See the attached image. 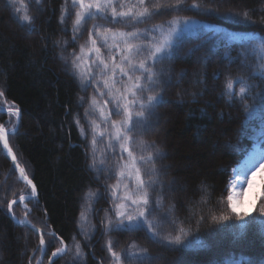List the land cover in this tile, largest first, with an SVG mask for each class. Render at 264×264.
Masks as SVG:
<instances>
[{
    "label": "trees",
    "instance_id": "trees-1",
    "mask_svg": "<svg viewBox=\"0 0 264 264\" xmlns=\"http://www.w3.org/2000/svg\"><path fill=\"white\" fill-rule=\"evenodd\" d=\"M64 3L65 0H42L40 4L36 0H0L7 9L0 11V91L7 102L21 110L17 132L10 134L9 142L37 187L38 198L27 202L31 209L29 220L57 237L54 244H48L42 264H48L51 253L61 246L60 239L69 251L52 264H113L106 247L109 240L113 250L121 254L123 264H264V216L259 211L264 207V197L246 217L248 227L243 232L238 227L240 219L227 206L233 167L254 144L264 140V111L258 95L264 93V79L252 77L259 61L249 56L250 66L245 67L240 55L250 43L264 39V0H185L179 11L164 8L136 25L139 29H152L156 24L167 25L176 17H194L202 23L196 31L179 37L171 60L156 65L161 83L153 94L162 95L164 103L156 108L146 128L132 133L150 145L154 142L152 151L160 183L149 191L154 198L163 197L164 202L157 216L163 218L168 207L175 204L173 218L185 221L181 226L186 229L185 243L190 247L154 242L145 229L108 230V219L113 226L118 220V201L109 186L118 179L115 173L119 149L114 153L107 149L105 140H97L93 152L90 121L99 122L100 117L91 106L93 91L81 83L71 64L88 29L102 21H90L83 35L78 33L73 40L74 14L65 17L63 24L60 22ZM194 3H199L200 8H192ZM68 11L74 12L70 3ZM245 11L247 19L240 15ZM25 13L33 17V25L22 22ZM103 24L114 30H134L125 23ZM200 70L206 88L195 89L192 73ZM186 76L184 90L205 92L203 98L192 100L188 95L184 101H176L175 96L180 93L178 82ZM230 76L252 77L249 82L258 85L254 89L257 98L245 102L253 107L251 114L239 101L230 103L223 94ZM165 108L169 117L168 144L153 130ZM0 124L11 128L10 116L0 112ZM133 148L139 152L137 145ZM169 155L175 165L174 173L170 172ZM175 176L177 191L173 186ZM25 188L0 142V264H36L40 257L36 251L39 235L30 227L17 224L8 212V204L20 197ZM13 212L18 218L23 215L20 204H15ZM82 213L86 221L82 220ZM222 215L231 219L223 221L219 219ZM175 228V224L166 223L162 231L174 233ZM44 239L51 242L53 237L45 234ZM75 242L80 243L83 258L75 256ZM132 243L138 247L130 249ZM141 249L147 250L152 259L125 256L130 251L140 253Z\"/></svg>",
    "mask_w": 264,
    "mask_h": 264
},
{
    "label": "snow or ice",
    "instance_id": "snow-or-ice-1",
    "mask_svg": "<svg viewBox=\"0 0 264 264\" xmlns=\"http://www.w3.org/2000/svg\"><path fill=\"white\" fill-rule=\"evenodd\" d=\"M36 3L40 4L42 0H36ZM69 3L74 10L73 13L68 11ZM184 3L185 0H65L60 17V22L63 24L65 17L74 14L73 40L76 39L78 33L84 30L86 24L94 20H107L113 24L125 23L126 26L134 29L132 31L114 30L99 23L92 24L91 28L88 29L89 39L87 43L89 46L85 48L84 45H81V55L73 53L74 58L71 64L74 69L79 71L84 82L95 83V91L99 97H107L102 102L96 95L91 97L92 108L99 113L101 121L110 126L102 129L96 120L90 121L93 131L91 139L93 152L96 150L97 137L106 138L107 149L112 152L115 153L117 148L119 149L120 161L115 173L118 179L115 184L109 186L112 196L118 201L115 204L117 209L115 215L118 220L113 226V222L109 218L108 230L136 231L145 229L154 242L162 241L165 245L175 247L191 246V244L185 243L186 229L181 226L185 221L177 222V219L173 218L176 211L175 204L168 207L163 218L157 216V212L164 208V202L163 197L154 198L149 191L160 183L155 166L156 155L152 151L155 144L153 142L150 145L142 139H137L132 133L137 128H146L150 118L155 115L156 108L164 103L162 95L153 94L156 86L161 83L160 73L157 72L156 65L173 58V48L178 46L182 31L180 18L168 21L167 28L163 24H156L151 31L139 29L136 25L145 23L164 8L179 11ZM200 6L199 3L191 5L192 8H200ZM16 11L19 12V9ZM240 15H243L245 19L248 18L246 11ZM21 19L24 24L29 26L34 23L33 17L27 13ZM183 23L188 24L189 21L184 19ZM153 32H158L159 38L153 35ZM64 43L66 44L67 41ZM102 48L107 50L108 55L102 52ZM93 54L94 58L90 62L84 59V57H92ZM240 55L243 57L241 63L245 67L250 66L249 56L257 57L259 62L253 68L252 77L259 76L264 79V39L250 43L249 47ZM93 66L97 69L96 72H92ZM252 77L246 79L243 76H237L233 79L230 76L225 82L223 93L230 103L239 101L243 104L244 110L249 114L252 113L253 107L245 102L257 98V95H254V89L258 87V85L249 82ZM101 87L104 89L103 91H101ZM258 95L262 102L261 110L264 111V93ZM3 96V91H0V98ZM109 104H112L111 108L108 107ZM5 111L14 115L17 123L19 122L20 110L18 107L13 109L0 105V112ZM113 115L119 116L121 119L114 120L112 119ZM76 123L80 124L79 118L76 119ZM16 132L15 126L9 132L7 128L0 125V142H2L3 148L12 154L13 161H16L17 157L9 146V135H15ZM81 134H84L83 126H81ZM134 144L138 146L139 152L134 150ZM15 166L19 168L20 176L31 186L28 196L34 198L37 192L36 185L28 178L24 168L19 167V164ZM93 167H95V157H93ZM232 173L233 181L230 182L229 187L247 185L251 189L256 176L264 175V151L258 156H250L242 170L238 171V169L233 168ZM146 175L147 179L145 178ZM92 195L91 192L88 194L89 197ZM262 197H264V191L257 194L258 199ZM25 199L24 195L19 197L20 202ZM17 202L13 199L8 204V212L13 219H16V216L12 212V206ZM241 204L242 202L238 201L235 196L229 195L227 197V206L231 213L240 219L241 223L238 227L243 232L248 227L246 217L250 216L251 213L243 211ZM24 207L26 210L28 209L27 204ZM28 211L30 210L25 212V218L18 220V223L30 224L33 229H36V225L27 219ZM259 211L264 216V207H261ZM81 218L84 221L87 220L83 213ZM213 219L216 218L213 217ZM219 219L229 221L231 218L228 215H222ZM166 223L176 225L174 233L162 231ZM261 223L264 224V221ZM36 231L40 237L36 250L40 253V258L36 260V264H42L48 244H54L57 237L54 232L45 233L42 229H36ZM45 234L52 236L53 240L46 242ZM59 243L61 246L51 253L52 257L63 255L69 251L68 245L62 239L59 240ZM106 247L111 254L113 264H123V258L120 253L113 250L111 240L107 241ZM137 247L138 245L135 243L129 245L130 249ZM73 248L75 249V256L83 258L84 252L80 243L75 242ZM138 255L147 257L148 260L152 259L145 249H141L140 253L130 251L125 254L126 257L130 258H136ZM48 264H52L51 259H49Z\"/></svg>",
    "mask_w": 264,
    "mask_h": 264
},
{
    "label": "rangeland",
    "instance_id": "rangeland-1",
    "mask_svg": "<svg viewBox=\"0 0 264 264\" xmlns=\"http://www.w3.org/2000/svg\"><path fill=\"white\" fill-rule=\"evenodd\" d=\"M7 10V9H6ZM5 10V8L0 4V11H1V13L2 12H4V11H6ZM176 18H179V17H176ZM181 19V25H180V27H181V29H182V31H181V33H180V37L181 36H183L184 34H188V33H191L192 31H196L199 27H200V20L199 19H197V18H194V17H187V18H180ZM184 19H187L188 21H189V23L188 24H184L183 23V20ZM94 21H102V25H104L103 24V22L104 23H106L107 22V20H94ZM201 25H202V23H201ZM165 28H167V25L165 26ZM145 29H147V28H145ZM115 30H117V29H115ZM118 30H123V31H126L125 29H118ZM148 30H152V29H148ZM84 32V31H83ZM83 32H81V35H83ZM154 33L156 34V35H158V32H153L152 34L154 35ZM33 34V33H32ZM32 34H28V35H32ZM158 38H159V36H158ZM87 40H88V34H86L83 38H82V40H81V42H80V44H78V46H77V55H81V52H80V47H81V45H84V47L85 48H87L89 45H88V43H86L87 42ZM100 42H99V40H98V44H99ZM62 49H64V47L62 48ZM115 51V50H114ZM102 52H104L105 53V55H108V53H107V50L106 49H103L102 48ZM94 58V54H93V56L92 57H84V59L86 60V61H91L92 59ZM203 58V55H201L200 57H199V60L201 61V60H203L202 59ZM92 70V72H96L97 71V69L95 68V66H93V68L91 69ZM77 72L79 73V71L77 70ZM202 72H203V70H200V71H197V72H193L192 73V82H193V85H194V87H196L195 89H197V86H201L202 88H206V85H205V83H203V81H201V79H200V77L202 76L201 74H202ZM79 77H80V80H81V83H83L85 86H89L90 88H91V90L93 91V95H96L97 96V98L99 99V100H101V102H102V100L103 99H106L107 97H103V98H101V97H99L98 96V94L96 93V91H95V83L94 82H91V83H86V82H84L82 79H81V76L79 75ZM187 80V76L186 77H183L178 83H179V87H180V93H178L176 96H175V99H176V101H184L187 97H188V95H190V97H192V100H198V98H203L204 97V95H206V93L204 92H197L196 94H194L193 92H190V91H185L184 90V88H183V84H184V82ZM213 83H215V80L213 81ZM104 89L101 87V91H103ZM204 94V95H203ZM189 97V98H190ZM0 105H4L6 108H13V109H15L16 107H14L12 104H10V103H7L6 101H5V99L2 97V98H0ZM108 107L109 108H111L112 107V104H109L108 105ZM167 111H168V108H165V109H163L162 110V115H161V118H160V122L159 123H157L155 126H153V130H154V133H156V134H158V135H160V137L165 141V143L166 144H168L167 143V134H166V127H167V121H168V115H167ZM99 114V113H98ZM226 114V116H230L229 114H227V113H225ZM10 116V118H11V123H12V125H11V129H12V127L16 124V121H17V119H16V117L14 116V115H9ZM112 119H114V120H119V119H121V117H112ZM97 123H100V125H101V128L102 129H104V128H106V127H110L109 125H105L102 121H101V118H100V120H99V122H97ZM92 133H93V131H92ZM97 140H99V141H103V140H105L106 142H107V139L105 138V139H101V138H99V137H97ZM107 144V143H106ZM167 147H168V145H167ZM262 151H264V145H255V146H253V148L251 149V151L246 155V157L238 164V165H236L234 168H236V169H238V171L239 170H242L245 166H246V164H247V160H248V158L250 157V156H258ZM169 152H170V150H169ZM126 157V156H125ZM168 159H169V161H170V163H169V165H170V172H172L173 171V173H174V170H175V165L171 162V160H170V155H169V157H168ZM262 177H263V175H257L256 176V178H255V181H254V184H253V187L251 188V189H249L248 187H247V185H245V186H243V187H229L230 188V192H229V195H233V196H235L236 197V199L238 200V201H240V202H242V204H241V207H242V210L243 211H248V212H250V213H252L254 210H255V208H256V205H257V203H258V201H259V199L257 198V194L258 193H260V192H262L263 191V180H262ZM175 183H174V185L173 186H175V191H177V189L179 188V186H178V177H176L175 176ZM231 181H233V173H232V175H231V178H230V182ZM229 185H230V183H229ZM131 186V185H130ZM30 189L28 188V187H26L25 188V191L23 192V193H30ZM170 192V194H172V195H176V193L175 192H172V191H169ZM22 193V194H23ZM22 208V207H21ZM23 209V208H22ZM25 210L23 209V215H21V217L22 216H24V214H25V212H24ZM20 217V218H21ZM3 259H1L0 258V261H2ZM183 263H186V262H184L183 261ZM187 264V263H186Z\"/></svg>",
    "mask_w": 264,
    "mask_h": 264
},
{
    "label": "water",
    "instance_id": "water-1",
    "mask_svg": "<svg viewBox=\"0 0 264 264\" xmlns=\"http://www.w3.org/2000/svg\"><path fill=\"white\" fill-rule=\"evenodd\" d=\"M10 146V145H9ZM4 152H5V154L7 155V157L12 161V163H13V165H14V167L16 168V170L19 172V168H17L15 165L16 164H18V162L17 161H13L12 160V155L10 154V153H8L7 152V150L6 149H4ZM19 167H21L20 165H19ZM20 173V172H19ZM29 178V177H28ZM29 179H31V178H29ZM32 180V179H31ZM25 181V180H24ZM26 182V181H25ZM27 183V182H26ZM32 183L34 184V182H33V180H32ZM30 186V185H29ZM37 189V188H36ZM35 197H38V191L36 192V196ZM30 198H32V197H29V196H27L26 197V199L25 200H28V199H30ZM24 218H25V216H24ZM23 218V219H24ZM16 223L17 224H20V223H18V221L16 220ZM20 225H22V224H20ZM23 225H27V226H29L31 229H33L32 227H31V225L30 224H23ZM36 229H39L37 226H36ZM36 229H33L37 234H38V232L36 231ZM63 240V239H62ZM64 241V240H63ZM65 243V242H64ZM66 244V243H65ZM60 255H58L57 257H52L51 256V260H52V263H53V261L56 259V258H58Z\"/></svg>",
    "mask_w": 264,
    "mask_h": 264
},
{
    "label": "bare ground",
    "instance_id": "bare-ground-1",
    "mask_svg": "<svg viewBox=\"0 0 264 264\" xmlns=\"http://www.w3.org/2000/svg\"><path fill=\"white\" fill-rule=\"evenodd\" d=\"M215 147H217V148H218V146H215Z\"/></svg>",
    "mask_w": 264,
    "mask_h": 264
}]
</instances>
